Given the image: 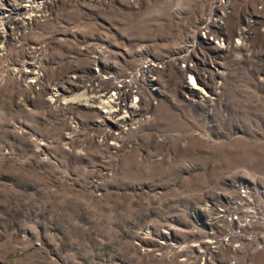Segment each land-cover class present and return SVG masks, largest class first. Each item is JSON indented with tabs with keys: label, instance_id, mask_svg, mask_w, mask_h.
<instances>
[{
	"label": "rangeland",
	"instance_id": "rangeland-1",
	"mask_svg": "<svg viewBox=\"0 0 264 264\" xmlns=\"http://www.w3.org/2000/svg\"><path fill=\"white\" fill-rule=\"evenodd\" d=\"M217 1L0 0V264H264V232L209 253L198 225L264 190L259 52L183 95L180 42ZM146 58L164 96L130 110L115 91Z\"/></svg>",
	"mask_w": 264,
	"mask_h": 264
},
{
	"label": "built area",
	"instance_id": "built-area-1",
	"mask_svg": "<svg viewBox=\"0 0 264 264\" xmlns=\"http://www.w3.org/2000/svg\"><path fill=\"white\" fill-rule=\"evenodd\" d=\"M243 2L242 9L231 10L227 7L229 0L217 1V6L207 10L180 42L175 59L184 74L183 95L190 101L209 100L211 86L215 87V80L226 74L221 59L232 57L256 64L251 57L259 52L264 67V0ZM163 67L146 58L135 69L126 71L115 91L119 103L135 110L160 102L164 94L156 85L155 74ZM259 195L260 200H256L250 185L236 184L232 191L202 205L198 225L204 228L209 253L222 246L239 250L259 242L264 232V190Z\"/></svg>",
	"mask_w": 264,
	"mask_h": 264
}]
</instances>
